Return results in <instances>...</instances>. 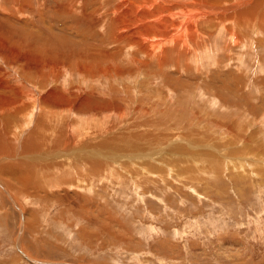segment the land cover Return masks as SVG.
Wrapping results in <instances>:
<instances>
[{
	"label": "rangeland",
	"instance_id": "rangeland-1",
	"mask_svg": "<svg viewBox=\"0 0 264 264\" xmlns=\"http://www.w3.org/2000/svg\"><path fill=\"white\" fill-rule=\"evenodd\" d=\"M49 5L0 26V264H264V24L205 3L186 55Z\"/></svg>",
	"mask_w": 264,
	"mask_h": 264
},
{
	"label": "bare ground",
	"instance_id": "bare-ground-1",
	"mask_svg": "<svg viewBox=\"0 0 264 264\" xmlns=\"http://www.w3.org/2000/svg\"><path fill=\"white\" fill-rule=\"evenodd\" d=\"M38 1L39 0H2V1H0V26L2 25V22H3L2 19L3 18L6 19V22H7L6 24H9V26L12 23H16L15 21L17 20L19 24H25L26 23V27H24L22 29L26 30L28 34L29 33L32 34V33H35L34 32L35 29H32V26L36 25V23H37V25L38 24L40 25L41 23H39V22H42V20L41 19H37V20L35 19V20H33V22H31L30 20L23 21L22 20L23 18H21L24 15L27 16L28 15L27 13H29L30 10L33 8L34 5L32 6V2H37V6L44 7V8H47L46 5L50 4L48 7L52 6V8H54L55 10L56 9L65 10L66 7L70 4H71L69 6L70 9L73 8L72 6L77 7V5H81V7H77V9L81 10L80 15H78L80 18V22H81V20L86 21V22L90 21V23H88L89 25L90 24H97L100 26L102 24V26H104L103 28H106L108 33L106 32V35L101 33L100 38H99L100 42H102L103 44L109 45V43L111 41L113 42V44L116 43L115 41L121 42V44H122V42H125V44H128L130 46H135V47L140 48L142 50H146L147 48L152 49V47L158 48V47L162 46V43L165 40H169L171 43H174V45H171V47H170L171 51H173L172 48H174V49H177L175 51H178V52L182 51V53L184 51L186 54L187 49L191 48L190 45H192V44L194 45V47L196 49H198L197 46H195V43H197L196 40H198V38L204 37V34L199 32V30H198V27L200 25L198 26L194 23L195 20H193V17H198L199 15L205 16V14H207V13H205L203 15L201 13L203 11L202 8H204L205 3L217 4V6H218L217 8H209V13L210 12H213L215 14L217 12H219L220 14L227 13V16H230V17L232 15H234V13H235L237 15V17H239L240 19H244V20L240 21L239 23L248 24V22L249 23L252 22V20L255 18V20L258 22L257 30L259 27L261 32L263 31V28H261V26H262L261 24H264V21L262 20V18H264V0H74L71 2L70 1L66 2V0H41V2H39V3H38ZM226 1H228V2H226ZM95 2H98V7L96 9H99L101 6L104 7L106 5L111 4L112 7H111L109 13H107L106 15H100L99 14V18L96 19V17H95L96 9H94V10L92 9L91 11L86 10L87 6L91 7L93 4H95ZM220 2H222L223 4L222 3H221L222 5L218 4ZM25 8H27L26 13H23L22 11ZM240 8H243V9L238 10ZM36 11H37L36 14L39 13V18H41V15L44 11H41L40 9H36ZM4 12H6V13H4ZM90 12H92V13L90 14ZM259 12L261 13L260 16L258 15ZM195 13H198V14L195 15ZM191 14L193 15V17ZM43 15H44V13H43ZM177 16H180V19H176ZM10 17H12V18H10ZM249 17H251V19H249ZM258 17L261 19H259ZM14 18H15V20H14ZM90 18H92V19H90ZM108 18H110V19H108ZM220 18H223V15L220 16ZM105 19H107V20L105 21ZM211 20H215V19H208L205 22L203 20V22L201 24L204 25V23H205L208 26H213L214 24H212ZM50 21L54 22L52 19ZM55 21H56V24H59V25L62 24V22H58L57 20H55ZM15 25H14V27H15ZM102 26H100V27H102ZM4 27H5V25H4ZM40 27H43V26L40 25ZM50 27L51 28L53 27V29H54L53 24H51L49 27H47L49 29V31L52 30V29H50ZM203 27L204 26H202V28ZM64 28H65V25L62 24L60 31L64 32L62 30ZM12 30L15 31V28H13ZM32 30H33V32H32ZM36 30H39V29L36 28ZM168 30H170V32L166 34V32ZM20 31H22V30H20ZM39 31H40L39 35H41V32L42 33L44 32L41 30H39ZM188 31H189V34H187ZM24 34H25V31L23 32V34L21 33V35H23L25 38ZM19 35H20V33L18 34V36ZM48 35H50V36H48L50 38L53 37V36H51V33H48ZM187 35H188L191 43L188 42ZM1 36H2V34L0 33V45L7 46V42H8L7 40H10V39L7 38L8 36H5L4 38H2ZM73 36H74V34H73ZM20 37H22V36H20ZM22 39H23V37H22ZM25 41H26V39H25ZM144 43L147 45L143 46ZM196 45H198V44H196ZM121 47L122 46H120V48ZM125 47H127V46H125ZM135 47H132V48H135ZM198 47H199V45H198ZM7 48H8V46H7ZM180 48H183V49L181 50ZM102 50H104L105 52H109L108 51L109 49L107 47H105V49L102 48ZM90 51L95 52L94 49L90 50ZM166 53H167V50H164L163 55L162 56L159 55V57H158L159 59L157 58L159 63L163 64L165 62L166 59L164 60V57H165ZM0 57H1V55H0ZM7 58H8V56H7ZM1 84H0V86H3ZM63 110H65V109H63ZM61 111H62V109H61ZM15 116H18V115L15 114ZM15 116H13V117H15ZM25 123L26 122H24V124ZM54 125H55V123H54ZM64 138L59 136L58 141L52 140L51 143L53 145L51 147H49V149H51V151H54L55 149H58L60 147L62 148V146L64 144L68 143L67 140H69V139H66V138L64 139ZM31 139H33V140H30L27 143L28 146L34 145L33 144L34 138L32 137ZM59 140H64V141L62 143V146L59 145L56 148L55 147L56 142H59ZM32 141H33V143H32ZM70 153L71 152H69L65 156L62 155V158L59 154H56V155L54 154L55 156H53V157H50L47 155L48 156L47 158L45 157V159H41L39 162H44V163L48 164V165L44 166L47 169L50 167V161H52V160L55 161V159H57L58 162H67L64 160L68 159L69 155H71L73 158H78L80 160H82L83 158L85 160L87 158V157H85V155L75 157L74 154H70ZM43 154H44V152H43ZM32 157H30V158H32ZM23 159L27 160V158H23ZM89 160L87 161V163L90 165L92 163V161H89ZM34 165L35 164H33L32 168H34ZM237 166L240 167V164ZM41 167H42V165H41ZM52 167H54V165ZM3 170H5V169H3ZM42 170H44V169H42ZM40 172H42V171H40Z\"/></svg>",
	"mask_w": 264,
	"mask_h": 264
}]
</instances>
